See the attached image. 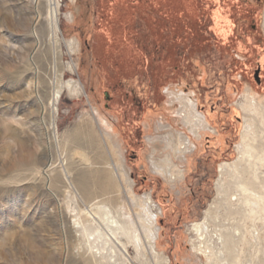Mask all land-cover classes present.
I'll return each instance as SVG.
<instances>
[{
  "label": "rangeland",
  "instance_id": "rangeland-1",
  "mask_svg": "<svg viewBox=\"0 0 264 264\" xmlns=\"http://www.w3.org/2000/svg\"><path fill=\"white\" fill-rule=\"evenodd\" d=\"M54 1L57 40L48 36V0H0V264H97L70 210L130 207L131 192L151 198L160 259L127 246L128 264H223L194 248L200 240L193 225L228 201L217 193L218 171L238 157L244 117L257 141L264 134V0H238L231 11L230 0ZM216 10L224 36L214 28ZM243 20L248 26L230 44L233 24ZM69 40H77L75 52ZM70 79L82 94L62 89L52 101ZM176 92L193 98L204 116L199 136L170 114L172 103L179 107ZM248 101L255 113L246 116L241 106ZM177 132L194 145L182 162L162 140L172 133L176 141ZM260 158L242 172L257 189L264 187ZM167 159L183 177L152 169ZM50 160L57 167L49 172ZM119 165L133 181L131 192ZM223 209L212 214L210 252L220 245L212 231L226 225L234 235L223 250L227 264H264V211L234 220Z\"/></svg>",
  "mask_w": 264,
  "mask_h": 264
},
{
  "label": "bare ground",
  "instance_id": "bare-ground-1",
  "mask_svg": "<svg viewBox=\"0 0 264 264\" xmlns=\"http://www.w3.org/2000/svg\"><path fill=\"white\" fill-rule=\"evenodd\" d=\"M56 3L57 2L54 0H48L49 10L46 20L49 31L48 36L52 40H57L60 37V30L56 17ZM66 18L71 19V15H67ZM68 46L72 52H75L78 49L77 40H69ZM69 71L72 73L74 72V65H69ZM35 84L34 91L36 92ZM62 89H65V91L72 95H80L83 92L81 84L74 79H70L64 85H59V87H57L56 91L52 94V101L55 102L61 98V94L64 92ZM173 100L178 103L179 107L177 108L174 103H172L170 106V114L174 116L177 123L180 122L182 127H186L195 136H199L200 129H207L204 116L198 111L193 98L183 92H176L173 95ZM241 107L246 116L248 113H255V104L252 103V101H248ZM43 112L44 106L41 104V115ZM244 118L245 122L241 142L237 145L238 157L236 161L232 163H222L218 171L220 177L217 184V193L220 197L224 198V201L225 198H228V201L216 204L213 210H211V207H213L212 205L207 211L205 219L201 223H195L193 225V230L196 233L197 239L200 240V247H196L195 245L194 248H198L207 260H211V258L212 260L217 259L223 262V264H227L223 250L225 247L228 249L230 239L233 240L234 235L228 231L229 229L226 225L216 226L218 229L211 231L216 235V241H220V245H218L217 251L210 252L214 249L211 246L213 238L209 231V226L213 219L212 214L217 216L222 210V207H224V214L229 215L230 219H234L235 215H244L246 213L254 217L261 211H264V187L258 186L260 190L257 189V184H259V182L256 181L258 179H256L257 171H253V173L255 172L253 176H256H254V182H258L254 186L253 184L249 185L243 179L242 175L244 164L247 166L251 165V161L253 160L254 162V160L258 158L261 163L263 162V159L260 157L264 154V144L262 143V141H264V134H262L260 140L257 141V139L250 135L253 130L251 120L247 119V117ZM41 123L44 124L43 118L41 119ZM100 124H102V122H100ZM167 127L169 126L161 123L158 128L166 129ZM104 130L107 134H110L109 129ZM254 132L256 131L254 130ZM261 133H264V130H262ZM176 134V141L172 133L163 136L162 140L171 148L175 154L174 157L182 162L183 159H186V155L193 150L194 145L189 137L183 133L177 132ZM55 167L57 166H54L53 162L50 160V164L47 165V170L50 172ZM249 168L251 169V167ZM118 169L122 173L121 175L124 183L127 184V190L131 192L133 181L128 177V173L123 165H119ZM152 169L156 173L168 176L172 179L173 175L171 170L176 169V166H174L171 160L167 159L161 165L152 162ZM176 170L178 177H183V170L178 168ZM225 176L232 177L233 180L230 179L226 181L224 180ZM129 200L130 207L121 202L114 209H109L105 205H92L89 210L80 211L79 214L76 212L75 207L70 210L76 222L74 228L78 235L84 239L91 257L98 261V263L96 262L97 264H128L127 246L133 247L139 255L147 251L155 258L160 259L155 248L158 238V227L156 224L157 213L153 214L150 212L152 209L150 196L148 194L138 196L131 192ZM131 207L137 209L135 215L130 211ZM248 215L242 217L250 218ZM81 216L84 217V220L81 219ZM235 231H237V229H235ZM236 238H238V236ZM201 246L203 247L201 248ZM217 262L218 261L215 263ZM168 263L169 260L166 258L163 264Z\"/></svg>",
  "mask_w": 264,
  "mask_h": 264
},
{
  "label": "flooded vegetation",
  "instance_id": "flooded-vegetation-1",
  "mask_svg": "<svg viewBox=\"0 0 264 264\" xmlns=\"http://www.w3.org/2000/svg\"><path fill=\"white\" fill-rule=\"evenodd\" d=\"M262 0H255L256 3H261ZM238 3V0H230V11L232 10L233 6L234 5H237ZM248 26V24L246 23L245 20H243L242 22H240L239 24L238 23H234L233 24V28L231 30V34L229 35V43L231 44L233 42V38L234 40L235 39H238L236 34L237 32H244L245 28ZM256 26L254 23H250V30L255 32L256 31ZM247 38V37H246ZM261 69H257L255 72H254V81L256 82V84L258 85H261L262 84V81H261Z\"/></svg>",
  "mask_w": 264,
  "mask_h": 264
},
{
  "label": "trees",
  "instance_id": "trees-1",
  "mask_svg": "<svg viewBox=\"0 0 264 264\" xmlns=\"http://www.w3.org/2000/svg\"><path fill=\"white\" fill-rule=\"evenodd\" d=\"M215 14H218L219 16H220V19H219V21L217 20H215L214 19V15ZM212 18H213V24H214V28H215V31L217 32V33H219V35L220 36H224L225 35V33H226V30L225 29H221V27L219 26V24H220V21H221V19H222V14H221V12H220V10H216V11H214L213 12V14H212ZM219 29V30H218Z\"/></svg>",
  "mask_w": 264,
  "mask_h": 264
}]
</instances>
